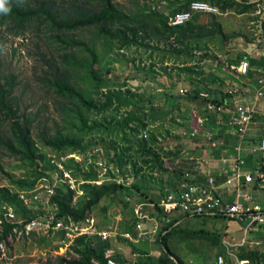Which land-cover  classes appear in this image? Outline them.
Returning <instances> with one entry per match:
<instances>
[{"label":"trees","instance_id":"16d2710c","mask_svg":"<svg viewBox=\"0 0 264 264\" xmlns=\"http://www.w3.org/2000/svg\"><path fill=\"white\" fill-rule=\"evenodd\" d=\"M164 1L166 6L163 10L142 3L137 4L134 11L125 12L114 0H9L11 11L7 15L0 14V26L6 27L12 36L24 34L33 27L36 30L44 29L48 33L47 38L57 44L56 56H51L48 60L50 68L48 82L50 89L64 100L63 120L65 119L72 127L65 132L57 130L53 134L41 132L39 142L43 147L52 150L56 156L62 155L61 153L67 150L84 153L89 144L82 143L83 137L102 129V123L91 119L89 115H100L113 108L115 111L123 109L125 112L119 120L115 121L114 127H111L110 122H106L103 128L107 133L116 132V136L119 134L122 142L117 145L114 140H110L107 145L104 144V148L114 149V151L116 149L117 152L113 154L118 156L117 163L120 166L129 163L136 175L143 169L140 163L150 169L157 166V169L161 170L163 161L160 160V154L154 146L157 142L155 134L150 132L146 136L140 134L149 125L169 114V110L156 106L153 96L146 97L132 92L130 88H125V81L120 84L119 81L112 80L110 62L105 66L106 73L102 72L99 67L101 56L98 53L97 44L103 50L115 48L117 53L130 47L141 48L148 57L155 56L162 64L161 72H154L155 64L151 63L147 70L142 69L143 73H151L152 77L155 73L157 76L159 74L166 76L173 86L177 85L174 94L169 93L175 97L182 96L179 93V84H187L188 92L181 100L187 107H195L199 110L202 116L210 115L208 119L212 122L216 114L214 112L208 114L206 108L208 102L214 103L218 109L219 106L231 105L230 98L235 93L232 88H226V90L220 87L212 88L209 82L205 81L206 78H203L206 75L204 68L197 63L213 57L206 52L209 45H215L218 50L224 49L225 55L231 54V51L226 50L224 46L228 41L229 33L224 31L220 21L222 14L246 15L245 17L253 22L252 27L259 31L258 34L264 35V6L262 12L254 14L257 5L255 1L197 0L216 6L219 13H207L204 23L199 22L200 14L196 13L185 23L170 26L167 23L168 16L186 10L189 3L194 0ZM81 31H90L87 41L77 38V33ZM239 33L244 35L241 30ZM240 58H247L249 65L255 63V59L241 52L236 60L229 59L227 64H235ZM171 61H174V66H167V63ZM228 69H230L229 66ZM172 70H175V73ZM218 70L224 71L221 68ZM215 79L216 77L211 80L212 85L215 84ZM15 86V76L2 75L0 70V116H2L0 127L6 125L8 133V136L0 133V144L6 148L9 155L27 163L30 172L27 177L12 181L15 190L6 185H0L2 201L13 206L25 220L21 224L4 222L0 224V243L10 235L14 237L13 228H20L34 215L17 198L16 190L32 189L38 179L46 174V170L55 167L32 135V118L18 113V101L13 95ZM237 87L240 88L239 84ZM201 91L206 92L207 97L200 96ZM224 119L227 120L226 117ZM73 127L78 128L80 135L83 136L73 134ZM132 150L134 152L131 154ZM58 161L66 166L64 160ZM66 162L73 163L72 175L75 178H81L84 182L79 184L82 194L75 201H73L75 192L66 183L59 182L54 186L51 201L57 205L58 218L84 221L101 199L114 198L117 193L124 191L129 193L130 188L140 189L136 182L130 185L123 182L95 184L91 181L99 179L97 173L90 171L91 169L81 170L79 163L73 158ZM0 170L7 174L1 164ZM144 201L153 203L155 213L151 215L163 223L156 238V242L160 245L159 254L153 255L143 250L139 251L134 243L129 242L133 248L134 258L127 261L124 256L116 252L113 256L117 261L121 259L123 264H187L169 245L171 239L180 236L206 239L212 245L219 247L218 254H224L221 246L223 232L202 227L181 228L180 222L192 217L184 214L167 215L158 207L156 201L151 198ZM123 203L127 204V201L124 200ZM193 218H199V216H193ZM134 222L135 218L130 222H123L120 227L123 231L133 232ZM202 222L205 223V219ZM56 232L62 238L63 231ZM31 236H35L34 231H31ZM120 239L128 242L127 238ZM37 241L48 245L44 236L37 238ZM111 247L110 238L103 239L97 234L81 235L69 245L71 251H69V257L58 255L54 260L48 259L45 264H93V262L106 264L105 252ZM54 248H57V244ZM237 257L240 260L246 259L251 264H264V248L242 246L237 251Z\"/></svg>","mask_w":264,"mask_h":264},{"label":"rangeland","instance_id":"374dc122","mask_svg":"<svg viewBox=\"0 0 264 264\" xmlns=\"http://www.w3.org/2000/svg\"><path fill=\"white\" fill-rule=\"evenodd\" d=\"M250 1H255L257 4L254 14L259 13V11L262 12L264 0ZM114 2H117L125 12L134 11L137 4L142 3L152 7H159L162 10L165 9L166 6V1L164 0H114ZM245 16L246 15H235L232 13H225L220 16V21L224 31L229 33V38L226 43H228V49L231 51V57L226 58L228 55L224 54V49L223 51L218 50L215 45H209L206 52L210 54V56H213L212 58H216H206L197 63L204 68L206 75H204L203 78H206V81L209 82L212 88H214L213 86L215 84L219 83L216 79L221 80L220 87L222 86L223 89L227 87L232 89L233 87L237 88L238 85L236 82V80H238V69L236 67L233 69L230 65V69H228L226 64L224 71L219 72L218 66L221 65L219 61L226 63L228 59L236 60L238 54L241 52H244L248 57L259 56V54L264 52V40L256 36L257 32L255 28L252 27L253 22ZM240 30L245 36H242L241 33H239ZM47 36L48 33L44 29L36 30L35 27L19 36H12L8 33L6 27L0 26V70L2 75L13 74L15 76L16 86L14 88L13 95L18 101V113L32 118V135L37 141L38 146L44 150L46 156L50 158V162L53 163L51 160L56 156V154L49 148L41 145L39 142L41 132L46 134H53L57 130L65 132L72 126H70L65 119L63 120L64 114L62 104L64 103V100L58 97L49 87L48 74L50 68L48 60L49 57L56 56L55 48L57 47V44L51 42ZM89 36L90 31H81L77 33V38L84 39L85 41H87ZM96 47L98 48V53L101 56V63L99 67L102 72L106 73L105 66L108 62H110V68H112L110 78H112V80H117L120 84L125 81V88H130L132 92L145 95L146 97L153 96L156 106L158 105L160 109L163 108L164 110H169V114L164 116V119L162 118L158 120L154 123V125H152V127L149 126L146 130L141 131L140 135L146 136L149 132L155 134L158 130L161 132L160 138L163 140L161 144H168L172 141L176 143L175 140L184 141L186 139L185 136L189 125L194 123V126H197L195 124L197 118L195 117L198 114V111L195 110V107L191 106L193 108L192 109L184 104L181 98H184L185 96L175 97L174 95H169V93L174 94L176 90L175 86L177 85L173 86L170 83L171 80L167 79L164 75H156V73L161 72L160 66L162 64L155 58V56L148 57V54L141 48L136 49L134 47H130L117 53L115 48L103 50L99 44H97ZM151 63L155 64L153 67V71L156 72L154 77H152L151 73H143L142 71L143 68L147 70V67ZM167 66H174V61L168 62ZM172 72L175 73V70H172ZM263 75L264 72L261 77ZM214 77H216L215 84L212 85L211 80H213ZM256 78V73L252 72L250 75L247 74V76L242 79H244L245 83L251 84L260 77ZM234 81L237 85L233 83ZM182 85L185 87L187 86L186 88H188V85L185 83H180L179 88ZM259 98H261V96ZM247 99H249V97H247ZM124 112L125 110L123 109L115 111L113 108L100 115H89L91 119L102 123V129L96 130L94 133L83 137L82 143L86 145L89 144V147L85 149L84 153H82V151H80V153L77 151L69 152V150L61 153L64 155L63 158L66 166H69V168H66L64 164H61L62 168L66 169V171L74 179L75 177L72 175L73 163L66 162L68 159L73 158L75 162L79 163L81 170L86 171L91 169L90 171H94L98 174V185L108 182H123L126 185H130L133 182H136L144 192L146 191L149 196L154 198L155 195H157V191H160L159 187L164 184V182L161 183L162 181L159 171L145 167L139 162L143 166V169L136 175L132 171L129 163L123 166H120L119 163H117L116 159L118 156L113 154L117 152L116 149L114 151V149L106 150L104 148V144L107 145L110 140H114L117 145L122 142L119 139V134L116 136V132L107 133L103 128H105L106 122H110L111 127H114L115 121L119 120ZM199 115H202V113L199 112ZM217 115L219 116V114ZM0 117L2 118V116ZM1 122L2 120H0V123ZM4 123L7 124L6 122ZM197 124H199V121ZM160 125L163 126L161 129H159ZM176 125L177 128L175 129ZM6 127V125H2L0 127V133L4 134V136H8ZM72 131L73 134H77V136H83L80 135L78 128L76 129L73 127ZM255 132H257L258 136L262 134L260 130L253 131L250 126L248 130L250 136ZM122 144L124 145V143ZM133 152L134 151L132 150L131 154ZM0 164L8 174L7 176L6 173L0 170V185L11 187L12 190H15L12 181L17 178L27 177V174L30 172L28 164L15 156L9 155L6 148L2 144H0ZM59 170L60 168L56 165L54 168L46 170L45 173L47 181L42 179L39 180V178V183H43V187L45 188L49 185L48 183L56 182V173L59 172ZM75 179V186L79 187L81 178ZM77 181L79 183H77ZM59 182L61 181H58L56 184H59ZM129 191V193L125 191L117 193L114 198L107 197L101 199L100 202L92 208L90 213V217H93L99 230L102 229L111 231L110 240L112 246L117 247L118 250H126L127 246H129L125 240L120 239L124 238L121 235L123 230L120 226L123 222H130L133 219V202L138 200V196L143 198V193L140 194V190L138 191L130 188ZM43 194L44 193L42 192V196ZM74 197L75 200H77L80 195L75 193ZM126 197H130L131 200L127 201ZM122 200H126L127 204L123 203ZM257 202L264 207V196L260 193L257 198ZM24 206L29 212L34 213L36 216L44 214L39 204L29 203L28 205L24 204ZM145 208L148 210L147 207ZM153 213H155V211H153ZM158 223V231L153 233L148 239L140 240L134 243L135 248L139 249V251L143 250L148 252L149 254H159L160 245L156 242V238L163 223L160 221H158ZM244 225V222L231 218L213 217L205 223H202L200 218L185 219L180 222L179 226L184 229L190 227L218 229L223 232V235L226 237L234 236L236 238H240L243 234ZM255 229L257 230V227H255ZM42 236L46 238L48 245L37 241V238ZM56 244L57 248H54ZM169 245L172 249H174L177 255L186 261L187 264H214L218 254L217 251L219 250L218 246L212 245L208 240L200 237H175L170 240ZM10 251L12 260L9 264H45L48 259L54 260L58 255L69 257L70 249L69 246L62 243V238L61 236H58L57 232H50L47 235L44 233H35V236L23 233L22 235L12 239V247H10ZM122 255L124 254L122 253ZM132 258L134 257L128 250L125 253L124 259L131 261ZM119 263L123 264V261L120 259ZM227 263L234 264L232 260H227Z\"/></svg>","mask_w":264,"mask_h":264},{"label":"built area","instance_id":"2783aa9c","mask_svg":"<svg viewBox=\"0 0 264 264\" xmlns=\"http://www.w3.org/2000/svg\"><path fill=\"white\" fill-rule=\"evenodd\" d=\"M218 14L219 9L205 1H191L186 10L177 12L168 16L167 23L170 26H178L188 21L194 14ZM249 68L248 61L241 60L237 69L241 73H245ZM259 88L257 95H261V87L264 84V75L257 81ZM188 92L187 88H180L179 93L185 95ZM200 96L207 97L205 92H200ZM208 110H215L216 106L212 102L206 105ZM252 108L249 105L236 104L233 112L228 118L226 125L228 132L238 139V144L235 146V151L239 155L241 149L240 143L247 135L249 124L251 122ZM200 123L192 127L191 135H196L200 132ZM202 135L208 141L209 145L220 147L224 145V139L217 138L215 131L205 129ZM249 152L252 156H257V164L248 171H241L240 165L243 160L239 156L234 157V172L226 173V178L222 182H217L213 175H206L205 181L202 183L182 184L179 189L165 193L157 202L158 207L167 215L184 214L190 217L193 216H218L231 218L245 223L243 234L238 241L229 239L222 240V246L229 256L235 257L236 264H248V260H238L234 250L239 246L244 245H260L262 242L257 240L249 241L247 233L255 225L264 224V209L254 199L255 191H259L264 196V136L252 142L249 147ZM64 155L55 156L51 161L60 168L56 173V182L48 183L45 188L39 180L47 181L46 174L43 175L32 189L16 190L17 198L28 205L29 203L39 204L44 212L43 215H33L20 228L14 227V237L11 235L0 243V264H9L12 260L10 247H12V239L25 234H31L34 231L36 234L44 233L47 235L50 232L63 231L62 243L71 245L74 239L81 235H100L103 239L111 237V231L99 230L93 217L88 216L84 221H73L70 218L66 220L56 216L57 205L51 201V196L54 194V186L58 181L66 183L69 188L73 189L77 195L82 194V190L75 186V178L62 168L60 161L64 160ZM231 157V156H230ZM225 161V159H224ZM99 181H91L97 184ZM82 181V179L80 180ZM77 183H79L77 181ZM80 184V183H79ZM42 190V191H41ZM42 192L44 193L42 196ZM130 201V197H126ZM75 201V197L73 198ZM150 205L153 206V203ZM0 224H21L25 221L17 214L14 207L7 202H3L0 196ZM134 211V227L133 232L124 231L121 235L130 241L137 242L148 239L153 233L158 231L159 223L156 217L149 215L143 210V203L133 202ZM114 252L108 249L105 252L106 264H120L114 256ZM93 264H99L93 262ZM215 264H227L223 255L219 254L216 257Z\"/></svg>","mask_w":264,"mask_h":264},{"label":"crops","instance_id":"0c3cea01","mask_svg":"<svg viewBox=\"0 0 264 264\" xmlns=\"http://www.w3.org/2000/svg\"><path fill=\"white\" fill-rule=\"evenodd\" d=\"M201 15L202 14H200V16ZM263 28H264V26H263ZM256 32H257L256 36H258V38L264 40V35H262V36L259 35L258 30ZM224 46H225L226 50H229L228 49V43H225ZM256 55H258V54H256ZM229 57H231V54L228 55V57H226V58H229ZM250 57L255 59V63L253 65H249V68L247 69L246 73H243V74L241 72L237 73L238 80H236V82L239 84L240 88L233 87L232 91L235 93H234L233 97L230 98L231 105H226L225 107L219 106V109L217 107L215 109V111L207 109L209 111L208 114H211L212 112H214L216 114V115H214V117H215L214 122H212L211 119L210 120L208 119V118H210V115H207V117L199 115V110L195 109L196 111H198V114L195 117V118H197V121L195 124L197 125L198 121H201L200 132L197 133L196 135L190 134V132L192 131V126H194V123H193L192 125H189V127L187 128V134L185 136L186 139L184 141L175 140L176 143H174L172 141V142L168 143L169 145L168 144H161V142L163 141L162 138H160L161 132H159L157 130V133H155V137L157 138V142L154 146L157 147L156 151L160 154L159 155L160 160L163 161V164H162L161 170L157 169V166L152 167L151 169L159 171V175H160V178L162 181L161 183L164 182V184H162L161 187H159L160 191H157V195H155L154 198L149 196V194L146 191L144 192L141 189V187H139L140 188L139 190L141 191L140 194L143 193L142 194L143 198H140L141 196H138L139 198L136 202L137 203H143V210L146 213L149 214V212H150V214H151V213H153V211H155V209L153 210L152 205H150L151 203L145 202L144 201L145 199L147 201L148 199L151 198L152 200L154 199L156 202H158L160 200V198L165 193L179 189L182 184L204 182L206 175H213L217 182H222L226 178V173H224V170H227L228 173L234 172V164H235L234 157H236V156L240 155V158L243 160V163L240 165V169L243 172L250 170L253 166H255L257 164V161H258L257 156H252V154L249 152L248 147L252 142H254L255 140L264 136V89H263L264 84L261 87L262 94L257 95V89L259 88V85L257 83L258 80H255L254 82L249 84V83H245L244 79H242V78H245L247 76V74L250 75V73H252V72L256 73L257 78L261 77L262 73L264 72V52L259 54V56H250ZM245 59L247 60V58H240L237 63L231 64L230 67H233V69H234V67L237 68L240 61L245 60ZM227 63H228V61L226 63L221 62L220 63L221 65H219L218 67L221 68L222 70H224V68L226 67L225 65ZM248 63H249V61H248ZM216 65H218V64H216ZM227 66H229V65L227 64ZM216 80L219 83L215 84L213 86L214 88L220 87V81L221 80H219V79H216ZM234 83H235V81H234ZM235 85H237V84H235ZM186 87L181 86L180 88H186ZM220 88L223 89L222 86ZM227 88H230V87H227ZM223 90H226V88ZM201 92H204V91H201ZM182 96L184 97V95H182ZM260 96H261V98H259ZM247 97H249V99H247ZM236 104L249 105L252 108L251 122L249 124V128L251 126V129L253 131L260 130V132H262V134L259 136H258L257 132H255L253 135L251 134V136L247 132L246 137L240 143L241 149L239 151V155H237L236 151L234 150L235 146L239 143L238 139L236 137L232 136L228 132V128L226 125V122H227L228 118L230 117L231 113L233 112ZM261 106H263V107H261ZM217 114H219V116ZM223 115H224V117H222ZM211 117H213V116H211ZM218 117H220V118H218ZM225 117L227 118L226 121L224 119ZM152 125H154V124H152ZM152 125H149V126L152 127ZM162 127L163 126L160 125L159 129H161ZM176 128H177V125L175 126V129ZM205 129H210L212 131H215V136L217 138L224 139V145H222L220 147L212 148L209 145L208 141L202 135V131ZM224 159H225V161H224ZM255 193L256 194H255L254 199L257 202V198H258L260 192L255 191ZM257 203H259V202H257ZM145 207H147L148 210ZM149 208H151V209H149ZM263 209H264V207H263ZM151 216H153V215H151ZM213 217H216V216H199V218H201L200 219L201 222L204 219H205V221H208V220L212 219ZM133 218H134V215H133ZM189 219H191V218H189ZM255 227H257V230L255 229ZM262 230H264V224L253 226L250 229V231L247 233V238L249 239L250 242L251 241L256 242L257 240H259L262 242L260 245L255 244L252 246L251 245L250 246L244 245V246H246L248 248H254L256 246H259V248H264V231H262ZM240 238H236L234 236L226 237L225 235H223L222 239H221V246H222V240L223 239H229L231 241H238ZM129 242L136 243V242H133L130 240H128V242L126 241V243L128 245H129ZM129 246H127L126 250H124V249L118 250L117 247H113V246L110 249L113 250L114 253L119 252V254L121 256H125V253L129 250L130 254H132L134 257V253L132 252L133 248H131ZM240 247H242V246H239L237 249L234 250L236 257H237V251ZM222 248L224 250V254H221V255L224 256L226 263H227V260H229V261L232 260V262L234 264H236L235 257L229 256L225 252V249L223 246H222ZM122 253L124 255H122ZM237 259H238V257H237ZM238 260H240V259H238ZM242 260H245V259H242ZM248 264H251V263L249 262Z\"/></svg>","mask_w":264,"mask_h":264},{"label":"clouds","instance_id":"9594fccd","mask_svg":"<svg viewBox=\"0 0 264 264\" xmlns=\"http://www.w3.org/2000/svg\"><path fill=\"white\" fill-rule=\"evenodd\" d=\"M10 11L9 0H0V14L7 15Z\"/></svg>","mask_w":264,"mask_h":264},{"label":"water","instance_id":"95a60500","mask_svg":"<svg viewBox=\"0 0 264 264\" xmlns=\"http://www.w3.org/2000/svg\"><path fill=\"white\" fill-rule=\"evenodd\" d=\"M206 18H207V15H206V14H202V15L200 16V20H199V22H200V23H204L205 20H206Z\"/></svg>","mask_w":264,"mask_h":264}]
</instances>
